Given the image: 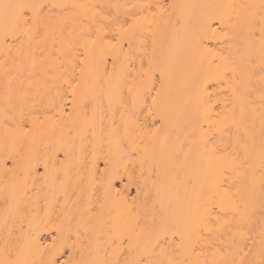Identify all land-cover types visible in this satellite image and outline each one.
Returning a JSON list of instances; mask_svg holds the SVG:
<instances>
[{"label":"snow or ice","instance_id":"snow-or-ice-1","mask_svg":"<svg viewBox=\"0 0 264 264\" xmlns=\"http://www.w3.org/2000/svg\"><path fill=\"white\" fill-rule=\"evenodd\" d=\"M0 149V264H264V0H0Z\"/></svg>","mask_w":264,"mask_h":264},{"label":"bare ground","instance_id":"bare-ground-1","mask_svg":"<svg viewBox=\"0 0 264 264\" xmlns=\"http://www.w3.org/2000/svg\"><path fill=\"white\" fill-rule=\"evenodd\" d=\"M134 2H142V0H134ZM164 3H175L178 5H213L217 3L223 2V0H162ZM211 10L207 8L201 7H189V8H180L176 11L177 16L185 17V22H182V26H179V31L175 36V41L177 44V55L180 61L179 70L177 72V80L183 75L185 77H190L191 73L195 70V64L193 61V57L195 55H199L200 53H194L191 49V46L185 39L186 32H190L192 28V24L188 23L187 21H192L196 17L205 15L209 13ZM205 43L209 48H216L217 41L216 40H206ZM175 87V83H174ZM70 110V108H69ZM59 137V133H57V138ZM3 155L2 149H0V173L3 172ZM10 166V165H9ZM127 181H125L126 183ZM118 187L123 188V184H117ZM129 193H125V195H129V202L131 200V196H134L135 193L129 190ZM51 227V226H50ZM42 237H46L47 233H41Z\"/></svg>","mask_w":264,"mask_h":264}]
</instances>
